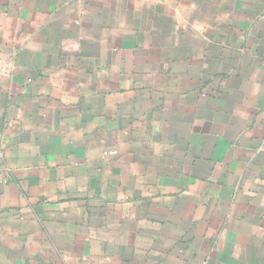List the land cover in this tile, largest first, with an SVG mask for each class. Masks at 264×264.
<instances>
[{"label":"crops","instance_id":"obj_1","mask_svg":"<svg viewBox=\"0 0 264 264\" xmlns=\"http://www.w3.org/2000/svg\"><path fill=\"white\" fill-rule=\"evenodd\" d=\"M0 264H264V0H0Z\"/></svg>","mask_w":264,"mask_h":264}]
</instances>
